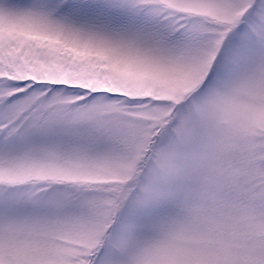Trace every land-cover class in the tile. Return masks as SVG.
<instances>
[{"label": "snow or ice", "instance_id": "1", "mask_svg": "<svg viewBox=\"0 0 264 264\" xmlns=\"http://www.w3.org/2000/svg\"><path fill=\"white\" fill-rule=\"evenodd\" d=\"M0 264H264V0H0Z\"/></svg>", "mask_w": 264, "mask_h": 264}]
</instances>
